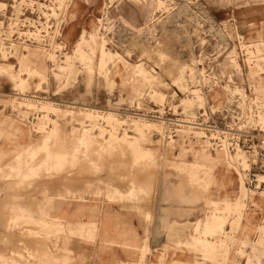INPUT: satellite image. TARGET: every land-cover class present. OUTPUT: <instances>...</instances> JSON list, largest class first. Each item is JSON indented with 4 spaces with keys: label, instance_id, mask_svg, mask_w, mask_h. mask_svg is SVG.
Masks as SVG:
<instances>
[{
    "label": "rangeland",
    "instance_id": "rangeland-1",
    "mask_svg": "<svg viewBox=\"0 0 264 264\" xmlns=\"http://www.w3.org/2000/svg\"><path fill=\"white\" fill-rule=\"evenodd\" d=\"M71 1L61 0L59 12L53 15L54 19L63 17V29L69 16L65 35L61 37V44L66 48L64 40L67 45L66 55L63 57L55 49L49 50L50 46L44 43L31 45L29 54L39 70L33 69L22 91L13 92V87L18 88L17 59L26 53L27 48L15 45L10 52L0 50V67L12 64L16 75L8 82H3L0 77V125L3 126L0 127V264H147L151 255L150 242L149 247L143 241L145 238L127 231L125 224H118V240H105L98 222L89 223L92 225L91 233L68 234L63 227L65 223L38 222L27 214L16 218V211L7 206V202L13 200L45 199L42 188L52 186L57 180L59 184L63 180L64 184L62 195L61 184L57 192V199L61 195L62 202L83 199V196L99 201L104 198L102 189L116 184L114 180H104L103 175L115 178L122 174L125 187L132 185L131 178L135 172L143 173L141 180L144 183L168 175V178L182 182L186 186L185 191L196 192L198 202L205 206L204 222L182 225L168 236L165 245L151 247L159 249L158 253H164L161 257L158 253L152 254L153 264H264V192L248 187L247 172L239 167L240 159L233 154L213 150L211 145L190 142L189 136L185 137L187 145L183 141L176 145L162 139L165 128H168L167 119L171 117L169 105L178 106L174 108L176 114L181 111L188 114L195 107L190 96H181L171 88V82L176 80V75L181 77L189 70L188 62L183 59L192 57L191 42L199 34V25L204 23L206 31L218 36L205 21L217 25L232 23L239 36L253 43L258 56L264 59V0H84V10L90 16L88 19L83 17V9L76 4L70 13ZM72 22L78 27H70ZM86 26L90 29H84ZM111 36L126 46L119 49L108 46ZM223 37H231L228 29ZM46 41L48 44L49 38ZM101 51L117 53L123 58L115 70H108L111 76L99 72ZM135 64L147 71L151 84L147 85L148 81L133 74ZM185 83L181 77L174 85L183 91ZM147 89L149 93L145 94ZM174 91L178 97L171 98ZM71 92L85 93L89 97L97 93L105 98V107L67 101L64 95ZM156 93L161 98H155ZM32 96L60 102L56 107L62 112L60 110L57 115L43 112L37 102L32 105L28 101ZM182 99L185 101L181 102ZM85 106L97 109L93 113L102 117L84 119L79 113ZM191 106L192 109L188 108ZM158 109H161L162 120L156 118L159 117L155 113ZM106 111L116 113L115 117L123 123L116 127L120 137L116 142L109 135L113 129L108 119H104ZM135 124L140 131L134 127ZM13 126H20L21 133ZM84 132L93 138L88 144L84 142L86 139L83 140ZM123 135L129 141L139 140L141 145L150 148L149 157L135 163L139 155L125 145ZM209 137L207 134L204 142L209 141ZM42 141L48 143L38 150L37 146ZM61 141L76 147L71 152L64 151L62 158H55L53 155L60 152L58 143ZM181 156L186 157L185 162L180 161ZM240 156L246 164L249 163L245 156ZM193 159L197 162L195 169L187 167L194 163ZM215 167L230 171L232 178L223 180L216 174L212 180L213 173H217ZM88 178H91L90 182H86ZM72 181L79 187H87V192L71 193ZM245 185L255 193L247 191ZM53 186L49 194L56 196ZM110 195L106 192V196ZM152 195L153 191L133 187L126 195L116 190L113 199L138 201ZM109 197H106L107 201H110ZM247 201L251 202L248 206ZM91 213L99 211L96 208ZM32 216L48 221L52 218L37 212ZM193 233L196 236L191 239L189 236Z\"/></svg>",
    "mask_w": 264,
    "mask_h": 264
},
{
    "label": "built area",
    "instance_id": "built-area-1",
    "mask_svg": "<svg viewBox=\"0 0 264 264\" xmlns=\"http://www.w3.org/2000/svg\"><path fill=\"white\" fill-rule=\"evenodd\" d=\"M55 1L0 0V50L10 52L15 45L25 49L44 43L50 46L49 50L55 49L61 54L64 51L61 44L64 21L63 17L53 18L60 10V5H54ZM205 22L218 36L206 31L204 23H201L199 34L191 42L192 57L183 59L192 70L187 72L189 83L188 92L185 94L195 102V107L188 115L183 111L176 114L174 108L178 106L169 105L171 117L167 119L168 128H165L164 138L169 143L177 145L179 141L180 144L183 141L182 143L187 145L185 137L189 136L190 142L211 145L213 150L229 155L245 156L247 162L249 161V169L246 171L248 187L264 192L262 57L256 53L253 43L239 36L232 23L217 25L211 21ZM227 29L231 37H223ZM107 45L114 48L126 46L113 36L109 38ZM153 71L156 70L153 68ZM171 88H175L181 96L185 95L181 94L178 88ZM177 92L174 91L171 98L178 97ZM146 93H149V89ZM160 111L161 109L155 111L159 114L156 118L162 120ZM164 112L163 109V114ZM198 134L201 138L197 140ZM207 134H210V142H204ZM158 250L151 249V255L157 254ZM158 254L160 257L164 256L163 251ZM151 255L147 264H153Z\"/></svg>",
    "mask_w": 264,
    "mask_h": 264
},
{
    "label": "crops",
    "instance_id": "crops-1",
    "mask_svg": "<svg viewBox=\"0 0 264 264\" xmlns=\"http://www.w3.org/2000/svg\"><path fill=\"white\" fill-rule=\"evenodd\" d=\"M83 1L84 0H72V4L73 7L76 4L82 8L83 17L88 18L89 15L86 10H84ZM74 26L78 27V25L72 22L70 27ZM64 98H66L67 101L76 102L80 105L95 104L96 106L105 107L106 104L105 98L97 93H93L92 96L89 97L85 93L79 94L77 92H71L65 94ZM142 174L143 173L135 172L131 178V180H133L132 185L128 184V186L125 187L121 179L123 177L122 174L115 178L103 175L102 177L104 180H114L115 182H113L116 184H113V186L110 184V187L103 188L104 198L99 201L95 199L91 201L90 198L83 196V199L80 197V199L76 198L62 202L61 195L64 192V188H62L64 184L62 183L63 180L60 183L61 185L57 180L58 183H51V185H55L56 196L49 194L51 188H54V186H46L43 187V191H41V193L45 195V199L40 200L30 197L26 202L13 200L14 202H7V206L13 207L16 211V218L18 216L26 217L25 214H27V217L38 222L65 223L63 227L68 234L72 233L79 235V233L81 234L84 232L87 234L91 233L92 225L89 223L98 222L102 231L101 234L105 240H115L116 238L118 240L120 237L119 234L117 235L116 233V230L119 228L118 224H125V229H127V231L137 235L139 238H145L143 240L144 243L148 245V242H150L151 247L165 245L168 236L177 232L178 228L182 225H195L198 222L205 221V206L203 202H198L199 195L196 192L185 191L186 186L182 184V182L178 183L176 180L168 178V175L160 177L157 181L150 179L148 182L144 183L143 180H141ZM127 179H130V177L127 176ZM73 181L70 184L71 193L75 191L77 193L87 192V187H79V185H76ZM77 181L79 182V180ZM87 181L90 182L91 178H88V180L86 179V182ZM59 185L61 186V195H59V199H57ZM114 185L118 186L115 187ZM133 187H140L143 191H153V195L144 200L142 197L138 201H127L126 199H124L125 201H117L113 199L116 190L126 195ZM106 192H110V197L106 196ZM67 193L68 191L65 194ZM16 196L18 197V195ZM106 197H109L110 201H107ZM33 207H37V209ZM96 208L99 213L92 214L91 212ZM35 212L50 215L52 218L50 221L43 218L36 219L32 216V213ZM195 236L196 235L193 233L189 237L192 239ZM69 237L68 235V239Z\"/></svg>",
    "mask_w": 264,
    "mask_h": 264
},
{
    "label": "bare ground",
    "instance_id": "bare-ground-1",
    "mask_svg": "<svg viewBox=\"0 0 264 264\" xmlns=\"http://www.w3.org/2000/svg\"><path fill=\"white\" fill-rule=\"evenodd\" d=\"M61 0H56L55 1V3H54V5H56V4H58V5H61L59 2H60ZM71 5H72V9H71V12L70 13H72V11H74V7H73V4H72V1H71ZM54 10V9H53ZM52 10V11H53ZM88 19V18H87ZM68 20H69V16H67V19L65 20V26H64V29H63V32H62V35H61V37H63V33H64V30H65V28H67V26H68ZM84 29H86V30H89L90 29V27H88V26H86V27H84ZM63 43H64V45L66 46V48H65V53L63 54V53H61L62 55H63V57H64V55H66V49H67V45H66V43L64 42V40H63ZM104 43V42H103ZM106 44V43H105ZM39 45V44H38ZM31 51L30 50H28V48H27V50H26V53H24L23 55H21L20 57H18V62H19V69H18V71H17V86H18V88L16 89V88H14L13 87V92H16V91H22L23 89H24V86L27 84V82H28V79L29 78H31V74H32V71H33V69H35V70H37L38 69V67H36V65L34 66L33 64L36 62L33 58H32V55L31 54H29ZM83 53V52H82ZM84 54V53H83ZM122 56H120L119 54H117V53H115V54H106L105 52H103V51H101V54H100V61L98 62V68H99V72L102 74V75H105V76H107V75H110V73L108 74V70H109V72H111L115 67H117V64L119 63V62H122V59L123 58H121ZM261 60H264V59H261ZM262 62V61H261ZM112 63V64H111ZM129 64V63H128ZM127 64V65H128ZM263 64H264V62H263ZM122 66H124V65H122ZM187 67H189L188 65H186ZM185 67V66H184ZM186 68V67H185ZM39 70V69H38ZM115 70V69H114ZM116 70H117V68H116ZM126 70H128V69H126ZM188 71H192L190 68H189V70ZM187 71V72H188ZM40 72V71H39ZM125 72V71H124ZM129 72H131V70L129 71ZM186 72V71H185ZM185 72H183L182 73V76L181 77H183V79L185 80V82H187V83H185L184 84V90L183 91H180L179 89V91H180V93L181 94H185V93H187L188 92V75H187V72H186V76H187V81H186V77H185ZM41 73V72H40ZM29 74V75H28ZM116 74V73H115ZM114 74V75H115ZM130 74V73H129ZM133 74H136V77H141L144 81H148L147 82V85L148 84H151L150 83V76L148 75V73H147V71L145 70V69H143L142 68V66L141 65H138V64H135L134 66H133ZM14 76H16L15 74H14V66L12 65V64H7L6 66H2V67H0V77H2L3 79V82H8V80H12L13 78H14ZM25 76H27V78H25ZM32 76H34V75H32ZM111 76V75H110ZM177 76V78H176V80H174L173 82H171L172 83V86H174V87H176L174 84H176L177 82H178V79L179 78H181V77H178V75H176ZM109 77V76H108ZM115 77V76H114ZM126 78H127V76H126ZM140 78V79H141ZM152 78V77H151ZM172 78V77H171ZM191 78V77H190ZM138 79V78H137ZM139 79V80H140ZM173 79V78H172ZM120 80V79H119ZM122 80H123V78H122ZM138 82V81H137ZM134 82L132 81V84H133ZM135 84V83H134ZM156 84V83H155ZM187 84V85H186ZM139 85V84H138ZM136 86V85H135ZM143 86V85H142ZM151 86V85H150ZM137 87V86H136ZM141 88V87H140ZM146 88V87H145ZM177 88V87H176ZM148 90V89H147ZM139 91V90H138ZM136 91H134V93H135ZM3 94H5V95H8L7 93H5V92H2ZM157 94L158 93H156L155 94V98H161V96H157ZM13 95H17V94H13ZM28 101H30V103L32 104V105H34L33 103H38V105H39V107H40V109H42L43 110V112H45V113H48V114H53V115H57L58 113H59V111L61 110V109H59V108H57L56 106L58 105V104H61L60 102H58V101H55V100H52V99H50V98H47V97H35V96H32V97H28ZM185 100L184 99H182L181 100V102H184ZM189 103V102H188ZM191 103H192V101H191ZM71 105V104H70ZM70 105H67L66 104V106H70ZM192 106H193V103H192ZM192 106L191 107H188V108H190V109H192ZM202 105H198V107H201ZM74 107H76V106H74ZM77 107H80V106H77ZM35 108V107H34ZM77 109V108H76ZM79 109V108H78ZM81 109H83V111L81 112L80 111V116H82L84 119H90V120H93V119H100L102 116H100V115H96V114H94L93 112L94 111H96L97 109H95V108H89V107H87V106H85L84 108H82L81 107ZM73 110V109H72ZM66 112H67V110H65ZM74 111V110H73ZM61 112H62V110H61ZM71 112V114L73 113L72 111H70ZM76 113V112H75ZM115 115H116V113H114V112H111V111H106L105 112V114H104V119L105 118H107L108 119V123L111 125V127H112V131H110L109 133V135H110V138H113V141H118V139H120V137H118L117 136V133H116V127H121L120 126V124H123L122 123V121H120L119 119H117L116 117H115ZM59 116H61V115H59ZM73 116V115H72ZM8 118V117H7ZM8 120V119H7ZM39 120H43V118L42 117H40L39 118ZM9 121V120H8ZM40 121V122H41ZM10 123V122H9ZM42 123H43V121H42ZM1 124H3V123H1ZM3 125H8V124H3ZM10 125V124H9ZM149 126H150V124H149ZM0 127H1V125H0ZM3 127V126H2ZM1 127V128H2ZM14 128H15V131H17V132H19V133H21V127L20 126H13ZM114 127H115V129H114ZM137 130L139 129V126L138 125H136L135 124V126H134ZM145 127H143L142 129H144ZM1 130V129H0ZM3 130V129H2ZM148 130H150V129H148ZM3 131H5V129L3 130ZM107 131V130H106ZM138 131H140V130H138ZM143 131V130H142ZM5 133V132H4ZM3 133V134H4ZM1 134V133H0ZM125 134V133H124ZM139 134H141V133H139ZM83 137V140L84 139H86V141L84 140V142H86V144H88L93 138H92V136L89 134V133H87V132H84V135L82 136ZM30 139H31V137H29ZM142 140H144V138H143V135L141 134V137H140ZM162 138V137H161ZM201 138V136H200V134H199V138L197 137L196 139L198 140V139H200ZM44 139V138H43ZM123 141L125 142V145L126 146H128L129 148H131V149H133V151H135L136 153H137V155H139L138 156V158H136L135 159V163H140V162H142L146 157H149V154H150V148H146L145 146H143V145H141V143L139 142V140H135L134 142H132V141H129L130 139H128L127 138V136L126 135H123ZM163 140H165L166 141V139H164V138H162ZM33 140V139H32ZM36 140V139H35ZM40 141V140H39ZM94 141V140H93ZM92 141V142H93ZM33 142V141H32ZM47 143L48 142H43L42 141V143H40V144H38L39 146H37V149L38 150H40V149H42V148H44L46 145H47ZM114 143V142H113ZM34 144V143H33ZM32 144V145H33ZM120 145V144H119ZM118 145V146H119ZM170 145V144H169ZM31 146V145H30ZM34 146V145H33ZM32 146V147H33ZM58 147H59V149H60V152L59 153H56V154H54L53 156L55 157V158H62L64 155H63V153H64V151L67 153L68 151H70V150H73L75 147H76V145L74 146V145H69V144H65V142H59L58 143ZM65 147V148H64ZM111 147V146H110ZM105 148V147H104ZM110 149V148H109ZM14 151V150H13ZM16 152V151H15ZM21 152V151H20ZM71 152V151H70ZM76 152V151H75ZM187 152H189V151H187ZM195 152V151H194ZM208 153V152H207ZM72 154H73V152H72ZM186 155H187V153H185ZM199 154H200V152H199ZM185 155V156H186ZM194 155V154H193ZM196 155V154H195ZM74 156V155H73ZM198 156V155H197ZM196 157V156H195ZM68 158V157H67ZM186 158V157H185ZM185 158H184V156H181V159H180V161L181 162H185L186 160H185ZM236 158H239L240 159V162H241V165L239 166V167H243V171L244 172H246L248 169H249V165L248 164H246L245 163V161L244 160H241V156L240 155H237L236 156ZM18 159V158H17ZM20 159V158H19ZM177 159H179V158H177ZM195 159V158H194ZM194 159H193V161H194ZM197 159V158H196ZM68 160V159H67ZM66 160V161H67ZM93 160V159H92ZM18 162V161H17ZM197 162H195L194 161V163H189L188 164V166L187 167H194L193 169H195L196 168V164ZM199 163V162H198ZM49 164H51V163H49ZM95 164V163H94ZM184 164V163H183ZM211 164V163H210ZM48 165V164H47ZM136 166H138V165H136ZM24 167V166H23ZM14 168V167H13ZM16 168V167H15ZM14 168V169H15ZM37 168V167H36ZM42 168V167H41ZM50 168V167H49ZM205 168V167H204ZM216 168V172L217 173H213V175L211 176V179L213 180L214 178H216L217 177V175L216 174H219V175H221L222 176V178H223V180H226V179H231L232 178V176H231V174H230V171H225L224 169H222L221 167L219 168V167H215ZM214 168V169H215ZM18 169V168H17ZM20 170V169H19ZM42 170V169H41ZM229 170V169H228ZM3 171V170H2ZM33 171V170H32ZM36 171V170H35ZM214 171V170H213ZM12 172V171H11ZM31 172V171H30ZM41 172V171H40ZM243 172V173H244ZM6 173V172H5ZM12 174V173H11ZM215 174V175H214ZM243 175H245L246 176V174H243ZM36 176V175H35ZM40 176V175H39ZM31 177V176H30ZM238 177V176H237ZM23 178V177H22ZM33 179V178H32ZM237 181L238 180H240V178L238 179V178H235ZM228 183L229 182H227V185H228ZM226 185V186H227ZM10 189H11V187H10ZM245 189L247 190V191H252V190H249L247 187H246V185H245ZM13 190V189H12ZM20 191V190H19ZM43 191V190H42ZM252 192H254V191H252ZM48 193V192H47ZM131 193V192H130ZM255 193V192H254ZM133 194H134V192H133ZM130 195V194H129ZM135 195V194H134ZM133 198V197H132ZM236 204V203H235ZM249 204H251V202L250 201H247V206L249 205ZM23 206V205H22ZM253 207V206H252ZM218 226V225H217ZM215 227V226H214ZM16 234V233H15ZM210 245V244H209ZM207 247V246H206ZM144 248V247H143ZM143 251H144V249H143ZM141 254V253H140ZM142 254H144V253H142ZM147 254V253H146ZM2 256V255H1ZM5 258V257H4ZM3 258V259H4ZM141 258H143V256L141 255ZM3 261V260H2Z\"/></svg>",
    "mask_w": 264,
    "mask_h": 264
}]
</instances>
